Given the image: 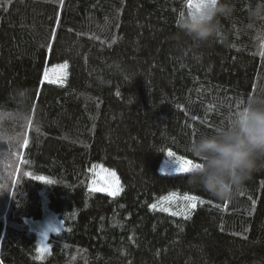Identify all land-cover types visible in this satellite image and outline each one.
<instances>
[{"label":"trees","instance_id":"obj_1","mask_svg":"<svg viewBox=\"0 0 264 264\" xmlns=\"http://www.w3.org/2000/svg\"><path fill=\"white\" fill-rule=\"evenodd\" d=\"M190 2L0 0V264H264V166L230 200L159 171L169 151L199 163L189 143L264 91L257 0H225L204 46ZM98 166L118 194L89 189ZM44 209L62 229L40 248Z\"/></svg>","mask_w":264,"mask_h":264},{"label":"clouds","instance_id":"obj_2","mask_svg":"<svg viewBox=\"0 0 264 264\" xmlns=\"http://www.w3.org/2000/svg\"><path fill=\"white\" fill-rule=\"evenodd\" d=\"M196 3L198 7L185 15L181 27L194 45L204 46L214 37L216 18L230 14L231 7L225 0ZM249 13L255 19H264V0H257ZM14 98L29 99L28 89H16ZM27 115L21 113L16 119L23 122ZM0 141L8 142L2 137ZM188 151L199 161V167L189 173V183L219 200H230L235 189L264 166V91L248 95L227 126L198 134Z\"/></svg>","mask_w":264,"mask_h":264},{"label":"rangeland","instance_id":"obj_3","mask_svg":"<svg viewBox=\"0 0 264 264\" xmlns=\"http://www.w3.org/2000/svg\"><path fill=\"white\" fill-rule=\"evenodd\" d=\"M174 167V164L171 162L170 158L164 159L159 165V171L165 174H173L171 168ZM89 189L97 192H104L109 195H116L120 190V181L116 173L108 168L103 166H98L96 171L90 177L88 183ZM114 193V194H110ZM31 229L37 234V242L40 248H44L45 241L49 237V234L55 233L62 229V223L58 220L57 215L47 209H44L43 215L40 219L34 220L31 223ZM49 226H54L57 230L55 232H48ZM47 232V236H42L43 233Z\"/></svg>","mask_w":264,"mask_h":264},{"label":"snow or ice","instance_id":"obj_4","mask_svg":"<svg viewBox=\"0 0 264 264\" xmlns=\"http://www.w3.org/2000/svg\"><path fill=\"white\" fill-rule=\"evenodd\" d=\"M198 7L196 2H190L188 7L189 8H193V7ZM51 82V81H49ZM167 156L170 158L171 162L174 164V167L171 168V170L173 172H177V173H189L191 172L193 169L199 167V163H193V160L191 159H184L183 157H177L175 156V154L171 151H169L167 153ZM164 169L161 170V172H163ZM37 180L43 181L45 183L51 184L52 181L50 180H46L44 177L42 176H37L34 177ZM110 194H114V193H110ZM171 196H175V193L170 194ZM183 199L185 201L188 202V206L191 208H195L197 203H204L205 201H203L200 197L196 196V195H188L185 194ZM153 208L156 207V205L152 206ZM57 229L54 226H49L48 232H55ZM47 232L43 233L42 236L46 237L47 236ZM40 249H38L39 251ZM46 250V249H45Z\"/></svg>","mask_w":264,"mask_h":264}]
</instances>
